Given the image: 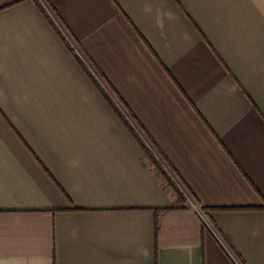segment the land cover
Returning <instances> with one entry per match:
<instances>
[{
  "label": "crops",
  "instance_id": "1",
  "mask_svg": "<svg viewBox=\"0 0 264 264\" xmlns=\"http://www.w3.org/2000/svg\"><path fill=\"white\" fill-rule=\"evenodd\" d=\"M0 264H264V0H0Z\"/></svg>",
  "mask_w": 264,
  "mask_h": 264
},
{
  "label": "trees",
  "instance_id": "2",
  "mask_svg": "<svg viewBox=\"0 0 264 264\" xmlns=\"http://www.w3.org/2000/svg\"><path fill=\"white\" fill-rule=\"evenodd\" d=\"M161 173H162V174H165V171H164L163 169H161ZM168 180H169V183H170V185L172 186L173 184H172V181H171V179H170V178H168ZM180 196H181V194H180Z\"/></svg>",
  "mask_w": 264,
  "mask_h": 264
}]
</instances>
